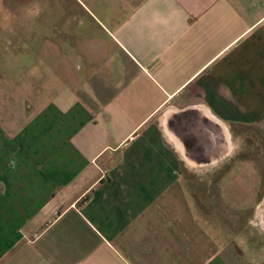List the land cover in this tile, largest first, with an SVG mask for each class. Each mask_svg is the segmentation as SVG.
<instances>
[{
	"label": "crops",
	"instance_id": "1",
	"mask_svg": "<svg viewBox=\"0 0 264 264\" xmlns=\"http://www.w3.org/2000/svg\"><path fill=\"white\" fill-rule=\"evenodd\" d=\"M16 35L0 264H264L230 232L263 187L264 0H80L74 50Z\"/></svg>",
	"mask_w": 264,
	"mask_h": 264
},
{
	"label": "rangeland",
	"instance_id": "2",
	"mask_svg": "<svg viewBox=\"0 0 264 264\" xmlns=\"http://www.w3.org/2000/svg\"><path fill=\"white\" fill-rule=\"evenodd\" d=\"M79 11L80 0H0V26L17 30L18 35L12 44L21 45L19 56L26 53L25 48L29 45L35 49L58 45L61 50L69 52L77 47ZM74 57L69 65L76 70ZM199 186L200 189L196 187L195 189L198 191L200 202L204 203L203 199L207 200L209 195L204 190L205 184L201 183ZM262 186V193L258 195L255 206L246 213H238L242 218L241 225L230 227V232L241 234L242 240L245 238L247 248L251 247L255 250L264 249V222L261 223L262 225L255 220L253 222L255 216L264 217V180ZM231 213L234 218L235 211L232 210Z\"/></svg>",
	"mask_w": 264,
	"mask_h": 264
}]
</instances>
